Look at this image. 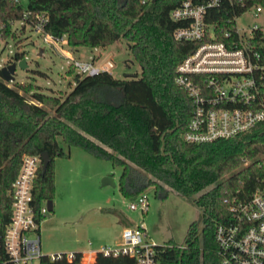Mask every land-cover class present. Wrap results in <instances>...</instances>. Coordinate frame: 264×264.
Here are the masks:
<instances>
[{"label": "trees", "instance_id": "1", "mask_svg": "<svg viewBox=\"0 0 264 264\" xmlns=\"http://www.w3.org/2000/svg\"><path fill=\"white\" fill-rule=\"evenodd\" d=\"M144 1V2H143ZM184 0H0V24L25 6L45 12V30L65 36L71 48H101L122 39L139 67L131 75L107 72L77 75L71 91L59 99L31 82L7 86L0 74V219L10 217L8 190L25 154L47 152L51 160L38 169L33 195L36 205L54 195L53 160L81 148L121 167L117 186L130 200L153 188L156 198L170 192L192 199L202 229L190 223L184 242L155 246L158 264H220L215 227L231 217L232 200L246 201L264 178V122L230 139L193 144L182 139L192 111L186 93L174 83L176 66L196 47L178 41L181 25L169 17ZM197 1V0H194ZM249 5L264 0H249ZM225 3H228L227 1ZM211 19L225 11L212 9ZM263 65L264 30L256 38ZM25 50L16 52L21 60ZM175 128V129H174ZM163 136V139H162ZM47 217V216H46ZM45 217V218H46ZM81 252L40 264H79ZM94 264H135L128 256L97 253Z\"/></svg>", "mask_w": 264, "mask_h": 264}, {"label": "built area", "instance_id": "2", "mask_svg": "<svg viewBox=\"0 0 264 264\" xmlns=\"http://www.w3.org/2000/svg\"><path fill=\"white\" fill-rule=\"evenodd\" d=\"M22 2L26 0H12ZM228 3H225V2ZM144 2V1H143ZM249 0H184L173 8L169 17L181 22L173 36L178 41L195 42L197 45L176 66L174 83L186 93L192 111L182 139L201 144L219 139H230L252 130L264 122L263 65L256 41L264 30V22L243 23V18L264 17L260 4L249 5ZM212 9L225 11L223 18L211 19ZM48 15L25 6L21 16L9 21L10 32L0 24V70L21 52L14 37L19 31L34 35L46 48L61 53L80 75L112 73L114 63L82 60L65 55L68 46L65 36L45 30ZM24 58L27 61V56ZM15 74V73H14ZM15 76V75H14ZM3 82L13 83V80ZM40 155L25 154L17 176L11 182L10 217L0 219V264H40L43 258L54 262L62 257L71 261L75 252L44 253L41 247L40 224L50 211L47 201L36 205L33 189ZM128 208L142 214L148 211L146 193L131 200ZM231 217L215 227L214 237L218 246L220 264H264V178L248 200H232ZM155 244L147 236L141 223L123 229L121 241L114 246L101 247L96 252H81L79 264H94L97 253L103 256H128L135 264H158Z\"/></svg>", "mask_w": 264, "mask_h": 264}, {"label": "rangeland", "instance_id": "3", "mask_svg": "<svg viewBox=\"0 0 264 264\" xmlns=\"http://www.w3.org/2000/svg\"><path fill=\"white\" fill-rule=\"evenodd\" d=\"M254 22H264V17L243 18L239 25ZM14 42L18 49L25 50L28 68L17 67L15 80L8 85L31 82L45 93L63 99L71 91L78 74L62 51H58L61 54L58 56L51 48L41 49L37 37L27 31L17 32ZM63 49L68 50L64 53L66 56L81 59L75 48L64 45ZM107 59L114 63L111 73L114 77L121 78L139 71L122 39L100 51L93 60L102 62ZM61 146L69 156H56L53 160L55 190L53 198L46 202L51 211L40 228L44 253L58 249L69 252L114 246L121 241L116 225L119 218L125 220V224L131 221L134 226L142 223L150 241L158 245L169 240L182 244L193 221L202 229L201 213L192 199L174 192H170L166 199H158L153 188L149 187L144 192L148 198V211L144 214L132 211L128 208L131 200L125 198L117 186L121 167L93 157L81 148L68 150ZM105 177L113 178L116 185H103Z\"/></svg>", "mask_w": 264, "mask_h": 264}, {"label": "water", "instance_id": "4", "mask_svg": "<svg viewBox=\"0 0 264 264\" xmlns=\"http://www.w3.org/2000/svg\"><path fill=\"white\" fill-rule=\"evenodd\" d=\"M17 67H19L21 69H27L28 68V63H27L26 59L23 58V59L19 60L17 62V64L13 62V63L7 65L6 67H3L0 70V74L4 78L5 81H9V80H13L14 79V73H15V70H16ZM162 139H163V136H162ZM40 157H41V160H42V171L44 172L45 169H46V166L50 162L51 158H50V156L48 155L47 152L41 153ZM107 184H111V185L115 186L116 182L111 177H105L103 179V185H107Z\"/></svg>", "mask_w": 264, "mask_h": 264}, {"label": "crops", "instance_id": "5", "mask_svg": "<svg viewBox=\"0 0 264 264\" xmlns=\"http://www.w3.org/2000/svg\"><path fill=\"white\" fill-rule=\"evenodd\" d=\"M42 46V45H41ZM41 49H45L44 46L40 47ZM76 50V54H78L80 56L81 59H88V60H93L95 59L97 56H98V53L104 49H101V48H75ZM72 53V52H71ZM78 57V56H77ZM69 156V155H68ZM51 211V210H50ZM46 219V218H45ZM43 222V221H42ZM41 222V223H42ZM127 224H125V220H121L120 218L118 219V222L116 223L117 227L119 228V230L117 231L119 233V236L121 238V233L123 231V229L125 228H128V227H132L134 225L131 224V221H126ZM40 228H41V224H40ZM41 232V229L39 230V233ZM40 239H41V236H40ZM121 240V239H120ZM120 242V241H119ZM118 242V243H119ZM117 243V244H118ZM100 249V248H99ZM99 249L97 250H92V249H85V250H78V251H75V250H71L69 252H96L98 251ZM53 253H68L66 252V250H61V249H58L56 250L55 252ZM49 254V253H48Z\"/></svg>", "mask_w": 264, "mask_h": 264}]
</instances>
